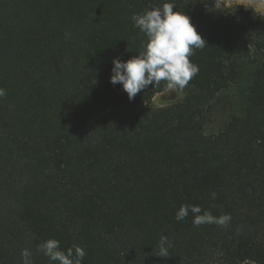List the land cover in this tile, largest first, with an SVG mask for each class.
<instances>
[{"label": "trees", "instance_id": "trees-1", "mask_svg": "<svg viewBox=\"0 0 264 264\" xmlns=\"http://www.w3.org/2000/svg\"><path fill=\"white\" fill-rule=\"evenodd\" d=\"M164 3L206 43L185 99L149 109L165 82L130 101L110 78L147 43L132 15ZM231 86L241 113L208 135L206 107ZM0 88V264H23L24 249L53 264L37 250L48 239L81 246L82 264H264V15L252 6L0 0ZM183 204L231 220L177 221Z\"/></svg>", "mask_w": 264, "mask_h": 264}, {"label": "clouds", "instance_id": "clouds-1", "mask_svg": "<svg viewBox=\"0 0 264 264\" xmlns=\"http://www.w3.org/2000/svg\"><path fill=\"white\" fill-rule=\"evenodd\" d=\"M174 8L173 3H164L145 10L143 14L134 13L131 17L134 27L147 37V43L138 56L127 61L114 59L110 78L113 85H122L130 101L150 85L159 87L162 81L168 90L182 91L199 72L198 65L192 63L190 57L196 49H202L206 41L197 32L190 17L174 11ZM5 95L6 90L0 88V98ZM212 195L214 197L215 193ZM189 212L193 214L192 223L197 227L205 223L226 226L231 220L229 214L214 217L210 211L202 210L201 206L188 204L180 206L176 220H185ZM167 243L168 237L162 235L157 255L168 257ZM37 250L42 251L53 264H82L86 255L79 245H73L66 252L61 250L60 241L56 239L42 242ZM21 255L23 264H33L30 250L24 249Z\"/></svg>", "mask_w": 264, "mask_h": 264}, {"label": "rangeland", "instance_id": "rangeland-1", "mask_svg": "<svg viewBox=\"0 0 264 264\" xmlns=\"http://www.w3.org/2000/svg\"><path fill=\"white\" fill-rule=\"evenodd\" d=\"M216 3L219 7H232L236 5L252 6L258 14L264 15V0H208ZM187 92H174L164 90L158 92L148 103L149 109H157L181 102L185 99ZM245 93L236 86H231L224 92L218 94L206 107L205 131L208 135L217 134L223 130L234 114H240L244 106ZM247 264H257L249 262Z\"/></svg>", "mask_w": 264, "mask_h": 264}]
</instances>
